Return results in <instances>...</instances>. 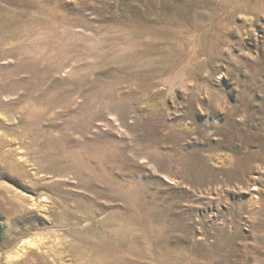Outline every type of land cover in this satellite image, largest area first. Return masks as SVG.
I'll list each match as a JSON object with an SVG mask.
<instances>
[{
    "label": "rangeland",
    "instance_id": "obj_1",
    "mask_svg": "<svg viewBox=\"0 0 264 264\" xmlns=\"http://www.w3.org/2000/svg\"><path fill=\"white\" fill-rule=\"evenodd\" d=\"M0 264H264V0H0Z\"/></svg>",
    "mask_w": 264,
    "mask_h": 264
}]
</instances>
